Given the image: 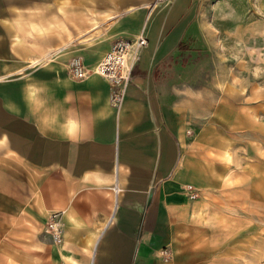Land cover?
I'll list each match as a JSON object with an SVG mask.
<instances>
[{"label": "crops", "instance_id": "1", "mask_svg": "<svg viewBox=\"0 0 264 264\" xmlns=\"http://www.w3.org/2000/svg\"><path fill=\"white\" fill-rule=\"evenodd\" d=\"M153 2L0 0V264H206L218 243L194 232L214 214L257 230L264 76L244 93L226 69L264 70V0ZM141 33L119 108L100 76H70L73 58L93 70Z\"/></svg>", "mask_w": 264, "mask_h": 264}, {"label": "rangeland", "instance_id": "2", "mask_svg": "<svg viewBox=\"0 0 264 264\" xmlns=\"http://www.w3.org/2000/svg\"><path fill=\"white\" fill-rule=\"evenodd\" d=\"M228 58V65H233L234 59V52L227 53ZM230 61L232 63H230ZM257 72L258 75H257ZM240 73H242L240 75ZM218 74V73H217ZM226 74L229 76L228 78H232L235 76H241L245 78L243 84V92H249L251 87L250 81L259 83L262 85V76H264L263 69H252V68H243L242 71L240 69L231 68L228 66L226 69ZM218 77V75H217ZM232 85H227L226 88H230ZM225 86H213L211 87V94L212 97L220 95L224 91ZM217 101V100H216ZM216 101H211L212 108L214 107ZM197 199V198H196ZM264 206L259 207V212L257 214H252L253 216V226H257V230L253 228L250 229H243L242 236H240V232H236L235 226L236 225H243L249 226L250 224V214H229V216L233 217V220L230 222H226L225 224H221L218 221V215L214 214L210 217L209 225L212 226L210 229H199L194 232L195 237H210L213 242H217L218 244H210V245H203L204 251V259L206 264H213L211 260L212 257L214 258H221L220 264H264ZM257 216L256 220L255 217ZM236 217V218H235ZM244 218V220L248 219V222H239L237 218ZM220 224L222 228H219ZM253 237V242L251 243L250 238ZM240 238L237 242L235 238ZM257 237V238H256ZM241 238L243 240V244H240ZM207 241V240H206ZM220 242V243H219ZM224 259H223V258ZM214 264H218L217 261Z\"/></svg>", "mask_w": 264, "mask_h": 264}, {"label": "built area", "instance_id": "3", "mask_svg": "<svg viewBox=\"0 0 264 264\" xmlns=\"http://www.w3.org/2000/svg\"><path fill=\"white\" fill-rule=\"evenodd\" d=\"M176 0H154L149 6V10L159 7H167ZM147 46V39L143 33L133 40H119L114 43L111 50L96 64L93 70H87L80 58H73L68 64V71L74 80H83L89 74H95L103 78L110 85V104L119 108L124 101L127 87L132 79V72L136 63L140 59V51ZM191 193L190 199L198 197L197 192H192L193 188H188ZM46 233L49 234L55 243L62 241V227L60 214L52 213L48 217ZM160 256L165 262L171 259V253L167 249L160 252Z\"/></svg>", "mask_w": 264, "mask_h": 264}]
</instances>
